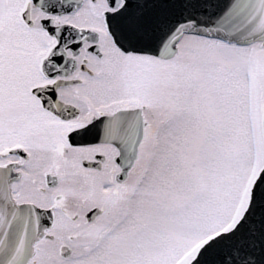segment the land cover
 <instances>
[{"label":"snow or ice","instance_id":"6c2138e0","mask_svg":"<svg viewBox=\"0 0 264 264\" xmlns=\"http://www.w3.org/2000/svg\"><path fill=\"white\" fill-rule=\"evenodd\" d=\"M0 264H264V0H0Z\"/></svg>","mask_w":264,"mask_h":264}]
</instances>
